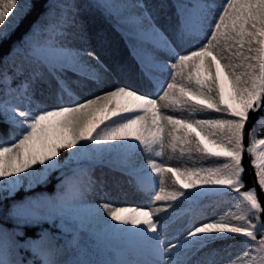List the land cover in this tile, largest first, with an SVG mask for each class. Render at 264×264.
Listing matches in <instances>:
<instances>
[{
  "label": "snow or ice",
  "instance_id": "obj_1",
  "mask_svg": "<svg viewBox=\"0 0 264 264\" xmlns=\"http://www.w3.org/2000/svg\"><path fill=\"white\" fill-rule=\"evenodd\" d=\"M174 6L177 24L169 35L142 0H90L83 6L48 0L43 19L29 26L28 39L16 49L20 62L13 61L10 70L0 56V118L20 130L11 142L0 138V200L59 171L58 195L16 203L8 217L13 229L58 221L67 234L63 244L48 232L25 236L21 243L20 233L0 223V264H264V201L255 188L242 191L245 152L264 190V138L255 136L264 115L246 128L250 113L264 109V0L219 5L175 0ZM26 8L22 0H0V43L23 22ZM82 10L102 13L144 50L141 71L155 83L158 99L114 85L82 102H63L65 95L73 97L66 71L101 79L85 60L99 63L95 53L75 47L83 39ZM149 70L167 72L169 79L159 80ZM46 79L55 81L59 101L33 106L34 85ZM165 109L221 115L185 119ZM166 141L173 154L195 152L222 162L207 167L157 162L153 157H163ZM64 152L68 155L61 158ZM104 163L127 176L153 204L164 203L90 202L88 193L105 186L93 166ZM233 192L234 211L197 219L203 199ZM183 216L188 219L182 229L169 237V224ZM21 250L31 254V262Z\"/></svg>",
  "mask_w": 264,
  "mask_h": 264
},
{
  "label": "trees",
  "instance_id": "obj_2",
  "mask_svg": "<svg viewBox=\"0 0 264 264\" xmlns=\"http://www.w3.org/2000/svg\"><path fill=\"white\" fill-rule=\"evenodd\" d=\"M47 2L48 0H30L29 3V9L25 11V13L21 14L22 23H18L14 29L11 30L10 38L5 40L3 43H0V56H5L7 53L12 51L13 49H17L20 47V44L22 41H26L28 39L27 32L29 30V26L33 23V21L39 17L43 16L47 9ZM144 3V1L142 0ZM145 4V3H144ZM27 15V18H23ZM128 41L132 44V46L137 50L141 49L138 45H136V42L130 38H128ZM17 79L14 81L13 86H15L16 83H18ZM14 103H18L17 101H13ZM22 106V105H20ZM264 112V109L257 113H250V121L246 125V128H251L252 124H254L255 119L257 116H259L261 113ZM20 130L18 128H13L8 123H4L3 119L0 118V133H8V137L11 138L13 135H16V132H19ZM248 139L246 137L245 145L247 147ZM67 152H64L61 154V158L67 157ZM243 166L245 167V173L243 174V181L245 184L244 190H248L251 188H255L257 192V197L259 200L264 201V192L261 190L258 186V183L256 182L255 176H254V169L252 168L250 164V156L247 152H245L243 160H242ZM60 179H61V173L59 171H55L51 173L48 177L47 182L42 184H36L32 187H29L27 183L22 184L20 190L16 192L12 196H7L6 199L0 200V223L3 224L4 227L15 230L16 232L20 233L17 237L21 241V243H24L25 236H27L29 239L34 238V235L43 234L44 232H48L50 234H53L56 236L57 240L63 244L65 241V238L67 236L66 233L63 232V230H59L58 221L54 225L51 221H41L38 225H30L27 228L25 226H20L18 228L13 229V221L9 219L8 217V210L16 203H19L21 201H28V200H34L37 198H45V197H54L59 194L60 189ZM236 193H231L230 196L223 197L224 201L226 202L223 207V211L216 215H224L228 211H234L235 208H232L231 204H236L237 201L233 200L232 198L235 197ZM209 199H205L203 203L200 204L201 206L208 205ZM228 202V203H227ZM220 204H216L215 208L217 210V207L220 208ZM199 207L196 209V214L204 216V220L207 219V215L205 211L199 209ZM261 220H264V214H261L260 217ZM255 222V221H254ZM21 257H23L25 260L31 262L33 259L31 257V254L29 252H26L24 250H21L20 253Z\"/></svg>",
  "mask_w": 264,
  "mask_h": 264
},
{
  "label": "rangeland",
  "instance_id": "obj_3",
  "mask_svg": "<svg viewBox=\"0 0 264 264\" xmlns=\"http://www.w3.org/2000/svg\"><path fill=\"white\" fill-rule=\"evenodd\" d=\"M29 1L30 0H22V2L26 3L29 6ZM154 1V0H152ZM78 4L80 3L79 0L76 1ZM27 9V8H26ZM25 9V10H26ZM166 10V15L162 17L161 22H163L164 20L169 23L170 20L172 19V12L174 10V6H167V8H165ZM80 17L83 20V39H78L75 42V47L84 50L87 49L90 51V49H93L92 51L95 53L96 57H98V59H102L103 62H108L107 69L110 71L111 75H117V73H122L124 70H126L128 68V66H126L125 68H122L120 70H117L116 65H120L122 63V61L128 57L129 55V50L127 51V46L123 40V37L121 35V33H119V31H115V29L113 28L112 24L111 27L114 29V36H112L111 38H109V42H112L114 39V42H116L115 45H112L110 43L109 48L105 47L104 44H102V37L103 35L106 33V30L109 31V29L106 27L103 19H101L100 17V12H95V11H89V10H82L80 13ZM110 22V21H109ZM111 23V22H110ZM163 24L161 26L162 30H166L168 24ZM118 35V39L116 40V36ZM107 57H105V51H107ZM85 60L89 63V65L94 66L96 64V59H93L92 57H87L85 56ZM126 74H124L123 72V77H125ZM112 88V86H110ZM37 96H41L38 95V93L34 94L33 97H37ZM158 99V97H155ZM163 103V102H160ZM167 112V114L170 115H174L179 117V115L184 114L186 112H188L187 110L184 111H168V110H164ZM203 113H207L209 116L211 117H216L217 114L216 113H211V112H203ZM197 115H202L201 112H197L195 113ZM199 118H205V116H199ZM264 138V137H263ZM141 153H143V149L140 150V153H137L136 156L137 158L140 157ZM172 157L171 159H169V157ZM155 159V158H154ZM162 161L169 164L170 166H188V167H192V166H196V167H200V166H211L214 163H221L222 161H213L210 158H201L199 154L193 152L192 154H185L183 157L180 156L179 151H177L175 154L171 153L170 149L167 146V141L165 144V149H164V155L162 157ZM195 162V163H194ZM94 176L96 177H100L103 178V180H106V177L103 176L101 177L98 174V171H94L93 172ZM22 186V185H21ZM20 187H18L14 193H12V195H14L16 192H18L20 190ZM107 187V183L105 182V186L102 188ZM168 190H172L173 185H171L170 181L167 183L166 185ZM101 189V188H100ZM99 188L93 192H90L89 195L92 199H98V196L96 195V193L98 192ZM93 193V195H92ZM101 202H111V200L104 196L101 198ZM164 202H155V204H153V202L147 204L144 203L142 205V207H148V206H158L160 204H162ZM161 216L166 215L164 213L159 214ZM177 220L171 222V223H176ZM171 237V236H170ZM89 243H92V241H89ZM218 246V245H217Z\"/></svg>",
  "mask_w": 264,
  "mask_h": 264
}]
</instances>
